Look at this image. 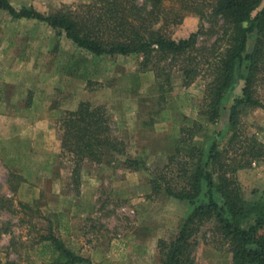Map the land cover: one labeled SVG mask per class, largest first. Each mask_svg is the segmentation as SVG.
<instances>
[{"label": "rangeland", "instance_id": "rangeland-1", "mask_svg": "<svg viewBox=\"0 0 264 264\" xmlns=\"http://www.w3.org/2000/svg\"><path fill=\"white\" fill-rule=\"evenodd\" d=\"M8 1L17 9L51 13L61 4L89 0ZM208 1L162 0L153 28L162 27L175 40L200 29L197 46H209L217 34L211 33ZM135 2L144 10L152 4ZM174 62L155 52L96 56L42 21L15 19L0 9V264H42L41 237L50 234L75 251L84 249L92 264H131L132 240L150 233L157 236L161 263L157 241L170 239L192 208L207 201V188L201 181L192 202L179 200L154 188L153 171L167 163L178 144L200 149L201 155L188 161L189 171L197 166L211 171L209 149L213 142L218 149L226 145L229 108L241 96L246 72L244 62L222 97L218 119L202 127L198 118L208 79L199 75L184 84L180 64ZM82 101L106 106L125 150L109 153L100 163H85L76 194L71 163L59 156L55 122ZM163 114L169 119L161 120ZM241 122L246 134L264 141L263 110L247 108ZM126 158L139 165L129 168ZM185 159L181 151L175 162ZM170 173L169 178L176 177ZM237 177L246 202L264 201V160L243 167ZM175 180L183 184L182 177ZM213 194L220 201L215 189ZM113 240L118 242L114 254L108 252ZM197 240L194 264H230L227 246L210 242L209 225Z\"/></svg>", "mask_w": 264, "mask_h": 264}, {"label": "trees", "instance_id": "trees-1", "mask_svg": "<svg viewBox=\"0 0 264 264\" xmlns=\"http://www.w3.org/2000/svg\"><path fill=\"white\" fill-rule=\"evenodd\" d=\"M161 4L162 0H152L150 10H144L135 0H89L64 3L51 13H43L27 7L17 9L8 0H0V9L15 19L42 21L96 56H148L153 52L162 57L171 56L174 63L180 64L184 84L199 75L208 79L198 118L202 127L218 119L220 102L232 85L235 70L246 62L241 96L229 108V138L222 149L215 142L209 149L211 171L200 166L189 171L188 161L199 157L200 149L192 144L181 149L178 144L167 163L153 171L156 176L151 183L155 189L163 188L168 196L190 202L198 196L201 181H205L207 188V201L192 208L170 239L157 241L162 264H194L192 252L198 244L197 236L207 225L212 235L210 242L220 241L222 246H227L230 264H264V201L246 202L237 177L243 167L264 160V141L246 134L241 122L247 108L264 111L263 0H209L207 17L211 19V33L217 37L202 49L197 46L200 29L175 40L162 27L153 28L160 19ZM216 25L217 29H213ZM250 33H255V39L252 49L246 51ZM160 119L169 118L163 114ZM55 127L60 132L59 156L71 163L70 176L76 194L85 163H100L109 153H124L125 143L114 133L110 114L103 104L82 101L75 110L64 111ZM181 151L186 159L175 162ZM123 163L134 169L139 165L138 160L129 158ZM173 171L176 177L171 179L168 174ZM178 176L183 184L175 180ZM213 189L220 201L214 197ZM40 248L42 264H92L52 234L41 237Z\"/></svg>", "mask_w": 264, "mask_h": 264}, {"label": "crops", "instance_id": "crops-1", "mask_svg": "<svg viewBox=\"0 0 264 264\" xmlns=\"http://www.w3.org/2000/svg\"><path fill=\"white\" fill-rule=\"evenodd\" d=\"M252 35L253 34L250 33L247 36L246 51H250L252 49L254 42V38L252 37ZM156 239L157 236L155 235V233H150L147 237H142L141 239L135 237L132 240L133 248L132 250H130L131 252H129L130 254H128L127 256V258L130 257V260L133 261L131 264H162L157 261ZM68 242L71 241L69 240ZM87 242L89 243V240L85 241L84 244ZM112 243L113 244H111V246L109 247L108 252H110L109 250H111L112 254H114L115 247H117L118 242L115 243L113 240ZM80 250V252H78L77 250L76 252L80 256L90 260L88 255L85 254L84 249L81 248Z\"/></svg>", "mask_w": 264, "mask_h": 264}]
</instances>
